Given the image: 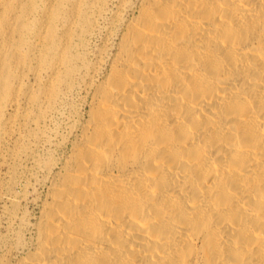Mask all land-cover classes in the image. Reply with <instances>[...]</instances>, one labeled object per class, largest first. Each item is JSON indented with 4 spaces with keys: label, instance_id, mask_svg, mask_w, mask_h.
Listing matches in <instances>:
<instances>
[{
    "label": "bare ground",
    "instance_id": "bare-ground-1",
    "mask_svg": "<svg viewBox=\"0 0 264 264\" xmlns=\"http://www.w3.org/2000/svg\"><path fill=\"white\" fill-rule=\"evenodd\" d=\"M105 5L47 38L41 93L77 83L86 113L0 264H264V0ZM99 16L93 59L72 52ZM0 67L4 85V30Z\"/></svg>",
    "mask_w": 264,
    "mask_h": 264
},
{
    "label": "rangeland",
    "instance_id": "rangeland-1",
    "mask_svg": "<svg viewBox=\"0 0 264 264\" xmlns=\"http://www.w3.org/2000/svg\"><path fill=\"white\" fill-rule=\"evenodd\" d=\"M82 1L86 0H0L6 79L0 84V258L20 237L29 240L47 189V165L68 150L64 139L69 129L85 117L77 83L61 85L62 93L53 102L41 93L52 77L44 68L53 56L47 38L52 29L64 35L71 5ZM116 2L106 0L101 14L108 16ZM105 16L96 17L87 39L75 35L72 52L84 51L93 59ZM38 30L45 37L40 43L33 34Z\"/></svg>",
    "mask_w": 264,
    "mask_h": 264
}]
</instances>
